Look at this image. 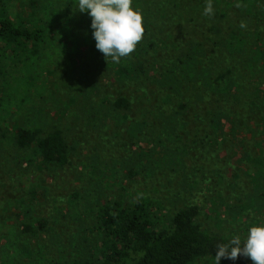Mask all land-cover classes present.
<instances>
[{
  "label": "trees",
  "instance_id": "obj_1",
  "mask_svg": "<svg viewBox=\"0 0 264 264\" xmlns=\"http://www.w3.org/2000/svg\"><path fill=\"white\" fill-rule=\"evenodd\" d=\"M9 1L0 0V41L20 62L30 50L39 54L53 30L35 21L38 0H25L30 12L16 19ZM200 1L172 0L158 16L147 1L134 5L144 8L145 35L119 63L96 49L93 31L80 37L71 25L64 47L81 55L84 44L88 53L84 68L71 70L75 84L60 99L63 111L56 110L69 111L66 122L39 114L0 126L7 145L0 169L13 178L24 160L42 180H55L80 155L83 184L60 194L64 205L48 214L40 208L41 197L52 195L46 182L17 200L15 236L6 241L17 251L11 261L29 253L44 264H196L215 261L217 244L236 235L243 241L249 225L263 223L264 0H212L210 16ZM81 24L89 31L87 16ZM12 92L0 75V106ZM244 163L246 201L229 202V176ZM203 217L218 229L237 228L223 233ZM220 264L253 262L240 256Z\"/></svg>",
  "mask_w": 264,
  "mask_h": 264
},
{
  "label": "rangeland",
  "instance_id": "obj_2",
  "mask_svg": "<svg viewBox=\"0 0 264 264\" xmlns=\"http://www.w3.org/2000/svg\"><path fill=\"white\" fill-rule=\"evenodd\" d=\"M140 1L141 3L147 1L146 4L151 6L152 16H158L159 13H161L159 11L163 10L164 3L168 6L167 3L172 2V0H133L132 6L134 7L135 5L138 7ZM23 2H25V0L8 2V14L11 18L16 19L18 14L26 15L30 12ZM200 2L203 8H205L208 0H201ZM37 6L35 21L37 24H46L48 28L53 30H48L47 44L40 48L39 54H35L30 50L23 56V61L19 62L15 57V52L7 49L4 43L0 41V66L5 69L0 75L3 82H8L9 88L13 90L14 93H17V95L14 96L12 92L13 95H10V100H8L9 105L3 102V105L0 106L1 127L6 126L10 128L16 121L20 124L27 120L30 122L32 118H36L39 114L46 116L52 124L58 122L57 120H60L62 123L66 122L65 118L68 116L67 114L69 111L66 110L64 111V116H59L60 114L57 113L56 110L63 111L64 104L62 101L67 99V92H69L71 87H73L72 85L75 84L71 81V70L79 67V65L84 68V61L87 60L86 54L88 51L86 48L87 46L84 47V44L81 47V55L74 54L67 47H64V44L72 37L70 35L71 25L79 29L78 36L80 37L81 35L89 34L88 32L90 31H94L91 27V17L88 12H81L78 9V0H38ZM142 9L144 8H139V11ZM82 16H87L89 20V31L86 27H82L84 23L78 26L80 20H82ZM66 17L69 18V21L66 20ZM186 18H188L187 14L184 13L182 17L175 18V20H184ZM65 71H69V73L65 75ZM28 81H30L31 84H29ZM106 88L114 95L121 92L120 88L117 90L113 86L107 85ZM123 92H127L126 94L131 93L127 90ZM56 93H58V95L54 96ZM60 99H62V101ZM140 105L142 106V104ZM6 149L7 145L5 143H0V153ZM81 158L82 156L80 155L74 158V165L62 170L59 178L55 180H42V173L36 169V166L33 165L30 169H25L27 163L24 160H21L19 163L20 166L14 169L20 171L21 174L13 178H10V172H4L0 169V264H44L39 261L40 259L35 256V254L34 256H30L29 253H26L21 256V259L14 262L9 259L10 252L14 254L17 253V251H10L9 248H6V246H8L6 244L8 237L10 236V238H12L15 236V234L11 232V222H14V220H12L10 216L13 217V211L18 202L17 200L23 197L26 199L30 188L45 182L50 184V193L52 195H50L49 200L45 199L48 198L45 195L41 197L43 201V205L40 207L41 213L48 214L56 205L62 207L66 198L62 201L60 199L62 196L59 195L63 194L67 197L71 191L70 188L83 184V181H80L81 184L77 182V179L84 180L83 176H78L80 173L78 163ZM19 164L12 163L11 165ZM239 167H241L242 170L237 171L238 175L236 172L231 171L232 175L229 176L228 181L233 185L231 191H226V193L229 194V202H236L237 199L246 201V192L249 191L251 187L249 180L246 179V164L239 165ZM225 186H227V184ZM43 193L44 192H42V194ZM208 195V191L204 194L202 192L196 195V199L203 201ZM223 202L218 205V208L221 210L228 209V206H224L225 203ZM205 211L207 212V209H205ZM203 220L206 225L209 224L214 230L223 233H231V231H229L230 229L237 228L234 224L227 222L224 223L225 226L218 229L214 226V222H210L205 218ZM261 225H264V221ZM251 226L252 225H249L247 229ZM253 226L256 225L254 224ZM22 249L24 250L23 246ZM196 264H214V261L201 259L198 260Z\"/></svg>",
  "mask_w": 264,
  "mask_h": 264
},
{
  "label": "clouds",
  "instance_id": "obj_3",
  "mask_svg": "<svg viewBox=\"0 0 264 264\" xmlns=\"http://www.w3.org/2000/svg\"><path fill=\"white\" fill-rule=\"evenodd\" d=\"M132 5L133 0H78V9L91 17L96 49L114 63L131 56L145 35L143 15ZM212 14L208 0L204 15ZM216 248L214 264H220L222 258L236 260L240 256L250 258L253 264H264V225L251 226L243 241L236 235Z\"/></svg>",
  "mask_w": 264,
  "mask_h": 264
}]
</instances>
